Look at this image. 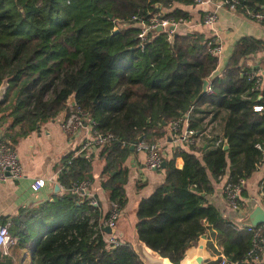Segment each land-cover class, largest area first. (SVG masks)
Returning <instances> with one entry per match:
<instances>
[{"label": "trees", "instance_id": "1", "mask_svg": "<svg viewBox=\"0 0 264 264\" xmlns=\"http://www.w3.org/2000/svg\"><path fill=\"white\" fill-rule=\"evenodd\" d=\"M239 2L264 9V0ZM174 3L192 0H0V139L13 146L36 123L65 113L73 95V107L89 113L93 129L111 134L99 148V185L119 210L125 203L126 157L138 142L162 136L165 124L190 108L187 127L203 142L173 147L169 157L162 156L163 179L138 199L134 230L145 247L173 264L202 234L208 238L216 232L219 253L229 264L244 256L250 234L244 227L233 229L207 196L212 181L223 174L226 182L235 183L262 162L264 85L252 86L247 79L251 69L243 60L264 48V41L236 39L222 71L213 76L216 56L198 32H173L167 39L162 31H149L140 44L135 20L146 21L154 11L160 17L188 18ZM114 21L126 24L115 26ZM202 79L211 92L195 99ZM254 104L262 108L254 111ZM220 112L221 134L203 137V117L214 119ZM76 149L55 164L63 193L18 209L9 218V243L27 249L24 264H143L128 242L107 243L97 203L69 190L72 182L91 179V155ZM176 156L180 167L174 166ZM0 264L12 261L0 254Z\"/></svg>", "mask_w": 264, "mask_h": 264}, {"label": "crops", "instance_id": "2", "mask_svg": "<svg viewBox=\"0 0 264 264\" xmlns=\"http://www.w3.org/2000/svg\"><path fill=\"white\" fill-rule=\"evenodd\" d=\"M177 5L188 15L184 25L178 31H194L202 34L203 37H216L220 41V51L216 56V65L211 72V76L218 75L230 55L232 46L236 39L241 36H251L264 41V23L254 21L248 18L240 8L233 9L226 6L215 7L214 3L206 4H172ZM214 9L216 18L211 25L202 23V16L205 11ZM176 31V32H178ZM244 65L258 73L260 83L264 85V48L260 51L245 58ZM64 116V111L59 112L51 119L45 120L38 124V127L30 131L23 137H20L14 144L19 164L21 166V176L18 178H6L0 181V218L7 217L5 223L7 228L10 225L9 218L15 216L20 208H32L44 201H50L55 195L63 193V187L56 180L55 164L59 158L69 151L75 149L86 133L84 130L76 131L75 134H64L58 126L59 118ZM224 112L214 117L213 129L202 135L209 137L211 135H220L222 131V120ZM209 115L202 119V126H205ZM216 120V121H214ZM218 120V125H217ZM1 128V127H0ZM163 135L155 139L159 145V150L164 158L170 156L173 147H176L170 141L168 125L165 124ZM219 139L215 140V143ZM203 142V140H202ZM201 142V143H202ZM199 143V140H198ZM200 143V144H201ZM199 144V145H200ZM198 145V146H199ZM99 148L90 147L88 153L91 155L89 185L84 192L86 198L94 200L97 203L101 212L100 221L103 222V217L109 208V201L106 198L105 191L100 187L99 182L103 178L100 175V169L103 165V159L99 156ZM76 151V150H75ZM181 158H174V166H181ZM127 168L126 179L123 183V192L125 203L119 209L115 226L111 229V234H114L120 241H126L131 248L135 237L134 222H135V206L139 198L147 196L153 188L162 181L163 170L148 169L144 164V152L135 148L123 162ZM226 173L212 181L213 190L207 196L208 201L213 204L219 214L232 224H244L242 221L247 213L254 207H260L259 184L264 177V162H260L255 169L244 179L243 190L241 194L243 206L239 209H231L222 195V186L226 181ZM43 179L42 186L37 189L31 188V183L34 179ZM58 186L56 191L53 190L54 185ZM261 208V207H260ZM102 226V223H101ZM106 235V233H104ZM196 244H190L183 251L180 263L185 264L195 255H200L202 261L198 264H216L209 262H217V257L220 252V238L217 233L204 237H198ZM209 243V244H208ZM7 255L12 261V264H24L27 261L28 252L24 247L16 246L9 243L7 245ZM150 252L152 250L148 249ZM214 250V251H211ZM168 260L166 257H163Z\"/></svg>", "mask_w": 264, "mask_h": 264}, {"label": "built area", "instance_id": "3", "mask_svg": "<svg viewBox=\"0 0 264 264\" xmlns=\"http://www.w3.org/2000/svg\"><path fill=\"white\" fill-rule=\"evenodd\" d=\"M195 4L214 3L215 7L226 6L227 8H240L242 12L250 19L264 23V9L252 10L241 4L239 0H192ZM159 12L154 11L150 13L146 21L135 20V16H131L134 24L138 27L137 38L142 44L149 31H153L156 26L160 27V31L166 33V38L169 39L173 32L180 30L185 23V19L181 17H160ZM216 15L214 9L205 11L202 16V23L205 25H211L215 21ZM115 26L125 25V22L114 21ZM172 26V29H168ZM206 41V49L213 55L217 56L220 51V41L216 37H204ZM247 79L252 80V86L260 89L263 85L260 83L258 73L253 70L247 72ZM208 82V81H207ZM205 92H211L208 84L205 88ZM262 108L260 104H254L252 110L259 111ZM190 108H188L183 115L170 120L167 125L169 129L170 141L174 145L185 148L187 146H197L199 140V133H196L192 128L187 127V115ZM95 121L90 117L86 110H81L73 106H69L68 110L64 113V116L59 118V129L68 135L75 134L76 131H86L83 139L77 146L75 153L83 151L88 153L90 147L101 148L103 143L111 137L108 131L98 132L93 129ZM209 128V125L204 127L202 134H205ZM218 142V141H217ZM257 146V145H256ZM258 147V146H257ZM137 149L144 152V164L148 169H159L162 161V155L159 151V145L156 141L149 143L138 142ZM21 176V166L19 164L17 154L14 146L0 139V181L6 178H18ZM43 179H34L31 183L32 189H37L42 186ZM244 179L240 178L235 183L226 182L222 186V195L227 205L231 209H239L243 206V200L241 198L240 189L242 188ZM89 185V180L82 178L74 181L69 186L71 193L77 196H84V192ZM259 197L260 207L264 211V177L259 184ZM90 204L95 205L94 200L89 201ZM118 209L115 202L109 203V208L106 211V216L103 219L102 226L106 225L111 229L115 226V222L118 216ZM244 227L249 232V246L244 253V256L238 261L229 262V264H264V222L257 225L248 224H233L232 228L237 229ZM104 239L107 243L113 245L120 243V240L114 234L108 233ZM10 239L7 232V223H0V254L7 255V245ZM216 264H226V258L223 254H219Z\"/></svg>", "mask_w": 264, "mask_h": 264}, {"label": "water", "instance_id": "4", "mask_svg": "<svg viewBox=\"0 0 264 264\" xmlns=\"http://www.w3.org/2000/svg\"><path fill=\"white\" fill-rule=\"evenodd\" d=\"M262 8H264V5H262ZM108 18L110 15H107ZM168 29H172V26H169ZM153 31H160V27L156 26ZM207 86V80L202 79L201 81V87L200 92L196 95L195 99H197L201 94L205 92V88ZM4 85L0 86V97L3 93ZM259 97V96H258ZM66 104L68 106H74V100L73 95H70L67 100ZM39 123H36L35 126L38 127ZM138 140H140V137H138ZM133 144H130L128 146V149L131 151L133 149ZM221 148L223 150L226 149V140L223 139ZM131 153V152H130ZM262 161H264V155L262 157ZM164 161L162 160L160 163V168H163ZM58 189V186L55 184L53 186V190L56 191ZM244 224L248 225H257L262 222H264V211L259 206H254L244 217L243 221ZM101 230L108 234L110 233V228L106 225L101 227ZM201 237H204V234L201 235ZM132 250L134 253L138 256V258L141 260L143 264H172L170 261L165 260L163 257H161L157 251L150 252L146 249V247L142 244V242L137 238L136 234L133 240ZM202 261V257L200 255H195L193 258L189 259L185 264H198Z\"/></svg>", "mask_w": 264, "mask_h": 264}, {"label": "rangeland", "instance_id": "5", "mask_svg": "<svg viewBox=\"0 0 264 264\" xmlns=\"http://www.w3.org/2000/svg\"><path fill=\"white\" fill-rule=\"evenodd\" d=\"M170 38H171V36H170ZM67 106H68V105H67ZM67 110H68V109H67ZM67 110H66V111H67ZM66 111H65V112H66ZM206 115H207V114H206ZM215 118H216V117H215ZM206 121H207V122H205V126H207L208 123L213 124V118H211L210 116H209V118H208ZM214 121H216V120H214ZM218 123H219V122H218V120H217V125H218ZM209 128H210V132H211V130L213 129L212 125H210ZM202 135H204V134H202ZM202 139H204V138H201V136H200V137H199V144L202 142ZM199 144H198V145H199ZM198 145H197V146H198ZM159 151H160V150H159ZM160 154H161V153H160ZM161 155H162V154H161ZM197 241H199V240L197 239V240L195 241L194 244H196ZM178 263H180V261H178ZM178 263H176V264H178ZM172 264H173V263H172Z\"/></svg>", "mask_w": 264, "mask_h": 264}]
</instances>
